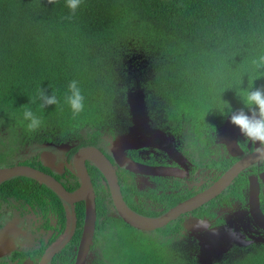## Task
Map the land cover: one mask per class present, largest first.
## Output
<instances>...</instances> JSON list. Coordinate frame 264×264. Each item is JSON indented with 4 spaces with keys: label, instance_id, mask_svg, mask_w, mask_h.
Masks as SVG:
<instances>
[{
    "label": "trees",
    "instance_id": "trees-1",
    "mask_svg": "<svg viewBox=\"0 0 264 264\" xmlns=\"http://www.w3.org/2000/svg\"><path fill=\"white\" fill-rule=\"evenodd\" d=\"M260 54L264 0H82L74 14L66 0H0V108L23 120L29 107L64 131L130 115L137 85L149 109L207 115L202 129L214 128L225 102L250 113L237 93L264 88L250 63ZM72 80L85 97L79 115L64 102ZM38 88L60 104L37 111ZM98 236L99 264H198L175 225L148 233L108 219ZM215 264H264V244Z\"/></svg>",
    "mask_w": 264,
    "mask_h": 264
},
{
    "label": "flooded vegetation",
    "instance_id": "flooded-vegetation-1",
    "mask_svg": "<svg viewBox=\"0 0 264 264\" xmlns=\"http://www.w3.org/2000/svg\"><path fill=\"white\" fill-rule=\"evenodd\" d=\"M139 89L144 91L140 85L131 91ZM147 110L133 140V115H112L99 127L85 124L64 131L49 125L29 133L27 121L0 108V171L31 167L75 194L83 185L79 169H86L94 189L97 220L93 244L82 264H99V227H105L108 219H122L108 178L92 159L81 161L84 150L96 148L108 158L126 205L151 218H160L206 193L234 165L259 152L260 145L245 141L239 129L231 131L238 146L233 152L228 149L225 140L230 133L224 134L222 127L230 114L214 128L192 133L190 139V127L182 128L183 115H164L153 106L149 109L148 102ZM125 137L131 138L117 147ZM257 201L264 215V157L242 170L222 192L165 227L177 226L178 243L198 264L200 237L209 231L225 229L239 242L253 241L242 246L233 242L224 261L238 251L264 244L254 240L264 238V222L255 214ZM86 211L85 199L69 202L35 179L16 176L1 182L0 264H77Z\"/></svg>",
    "mask_w": 264,
    "mask_h": 264
},
{
    "label": "water",
    "instance_id": "water-1",
    "mask_svg": "<svg viewBox=\"0 0 264 264\" xmlns=\"http://www.w3.org/2000/svg\"><path fill=\"white\" fill-rule=\"evenodd\" d=\"M127 104L129 106L130 115L134 116L135 126L132 128L130 135L133 136V140L138 134V129L142 126V122L146 119V115H148L147 110V102H146V94L143 90H134L128 91L127 93ZM251 115V113H246ZM238 128L230 123V115L226 119L224 126L222 127V131L224 134L230 133V136L225 140V144L228 149L232 152L238 146L236 144V134L234 132ZM129 135V136H130ZM131 137H125L119 139L117 143V147L125 144V140L128 141ZM124 141V142H123ZM82 160L86 158H90L94 161L96 166L105 174L110 182L111 193L116 205V208L119 212L122 220L132 226L133 228L143 231V232H153L155 230L161 229L169 224L171 221L175 220L178 216L186 211L194 209L208 200H210L215 195L222 192L231 181L239 175V173L244 170L247 166L252 164L253 162L258 161L264 157V153L257 152L256 154L244 158L236 165L229 170L226 175L210 190L206 193L201 194L194 199H191L185 203L180 204L179 206L173 208L168 213L163 215L160 218H151L147 216L140 215L133 210H131L125 203L122 197V193L120 190V186L116 177V172L112 167V163L108 160V158L98 149H87L82 153ZM115 159L119 162V154L114 152ZM80 170V175L82 178L83 185L75 194H70L59 182H57L51 176L44 174L38 170H35L31 167H16L9 170L0 171V183L8 180L10 178H14L16 176H23L35 179L44 183L46 186L50 187L54 190L61 198L67 200L69 202H74L75 200L85 199L87 201V211H86V221L84 226L83 237L81 241V252L80 257L77 264H82V260H85L87 253L93 244V238L96 228V220H97V211H96V201L94 189L89 178V175L86 169L83 167ZM256 218H262L264 222V215L261 213L259 204L257 201L256 208ZM230 236V237H229ZM239 239L233 235L232 233L226 232L225 229H216L207 232L203 237H200V254H199V264H215L220 263L224 257V254L229 251L231 245L237 243L239 245H250L253 241L247 242H239ZM256 242L264 243L263 237L254 238Z\"/></svg>",
    "mask_w": 264,
    "mask_h": 264
},
{
    "label": "clouds",
    "instance_id": "clouds-1",
    "mask_svg": "<svg viewBox=\"0 0 264 264\" xmlns=\"http://www.w3.org/2000/svg\"><path fill=\"white\" fill-rule=\"evenodd\" d=\"M47 2L55 4L56 0H47ZM81 3L82 0H66V6L73 14ZM250 63L254 73L264 70V54L253 58ZM237 96L241 98L251 115L246 114L244 109L233 111L227 102L221 109V114H224V109L227 108L230 113V123L239 129L241 135L245 137V141L258 143L260 145L258 151L264 153V88L253 89L252 87L250 90H242L237 93ZM37 100L40 101L37 111L47 106L60 104V100L54 93L46 95V90L41 88L37 89L36 96L30 103L35 104ZM64 102L69 106L73 115H79L84 110L85 97L76 80L69 83ZM23 120L28 122L26 131L29 133H35L44 127L43 119L26 106H24Z\"/></svg>",
    "mask_w": 264,
    "mask_h": 264
},
{
    "label": "rangeland",
    "instance_id": "rangeland-1",
    "mask_svg": "<svg viewBox=\"0 0 264 264\" xmlns=\"http://www.w3.org/2000/svg\"><path fill=\"white\" fill-rule=\"evenodd\" d=\"M18 117H20V116H18ZM206 119H207V115H199L198 117H195V119L194 118L186 119V122L184 123L183 119L181 118V121L183 123L182 128L184 129L186 126L190 127L189 137H190V139H192V133L197 135V133L199 134L200 132H202L203 127H206L210 124L209 122L207 124H205ZM87 124H89V123H87Z\"/></svg>",
    "mask_w": 264,
    "mask_h": 264
}]
</instances>
